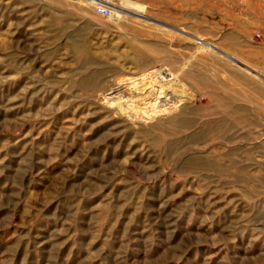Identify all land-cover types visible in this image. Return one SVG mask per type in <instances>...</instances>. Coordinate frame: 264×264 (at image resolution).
<instances>
[{
    "label": "rangeland",
    "instance_id": "1",
    "mask_svg": "<svg viewBox=\"0 0 264 264\" xmlns=\"http://www.w3.org/2000/svg\"><path fill=\"white\" fill-rule=\"evenodd\" d=\"M242 74L264 0H0V264H264Z\"/></svg>",
    "mask_w": 264,
    "mask_h": 264
},
{
    "label": "crops",
    "instance_id": "2",
    "mask_svg": "<svg viewBox=\"0 0 264 264\" xmlns=\"http://www.w3.org/2000/svg\"><path fill=\"white\" fill-rule=\"evenodd\" d=\"M223 80L216 84L214 92L221 95V106L230 108L231 111L225 114L253 116L259 120L264 117V76L242 74L224 76ZM227 101L230 103H226ZM260 122L264 124V120Z\"/></svg>",
    "mask_w": 264,
    "mask_h": 264
},
{
    "label": "water",
    "instance_id": "3",
    "mask_svg": "<svg viewBox=\"0 0 264 264\" xmlns=\"http://www.w3.org/2000/svg\"><path fill=\"white\" fill-rule=\"evenodd\" d=\"M132 16H135V17H138V18H141V19H144V20H146V21H150V22H152V23H155V24H158V25H162V26H165V27H168V28H171V29H174V30H178L177 28H175V27H173V26H171V25H169V24H167V23H164V22H162V21H159V20H157V19H154V18H151V17H148V16H146V17H141V16H139V15H135V14H131ZM192 36V35H191ZM198 40L200 41V42H202V39H200V38H198ZM208 44V43H207ZM210 45V44H209ZM211 46V45H210ZM241 65H242V63H241ZM242 66H244V65H242ZM245 67V66H244Z\"/></svg>",
    "mask_w": 264,
    "mask_h": 264
},
{
    "label": "bare ground",
    "instance_id": "4",
    "mask_svg": "<svg viewBox=\"0 0 264 264\" xmlns=\"http://www.w3.org/2000/svg\"><path fill=\"white\" fill-rule=\"evenodd\" d=\"M152 91H147L146 89H143L139 94L143 95L144 98H147L148 96H150Z\"/></svg>",
    "mask_w": 264,
    "mask_h": 264
},
{
    "label": "built area",
    "instance_id": "5",
    "mask_svg": "<svg viewBox=\"0 0 264 264\" xmlns=\"http://www.w3.org/2000/svg\"><path fill=\"white\" fill-rule=\"evenodd\" d=\"M99 10H100L101 12H103L104 14H108V13H109V11H108V9H107L106 7H102V6H100V7H99Z\"/></svg>",
    "mask_w": 264,
    "mask_h": 264
}]
</instances>
